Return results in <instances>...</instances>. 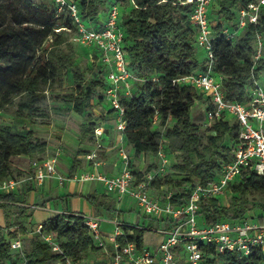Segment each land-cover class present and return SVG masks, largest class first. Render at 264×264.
Returning a JSON list of instances; mask_svg holds the SVG:
<instances>
[{"label": "trees", "instance_id": "16d2710c", "mask_svg": "<svg viewBox=\"0 0 264 264\" xmlns=\"http://www.w3.org/2000/svg\"><path fill=\"white\" fill-rule=\"evenodd\" d=\"M73 1L88 28L98 21L96 16L109 4L119 7L117 24L132 74L130 93L120 91L124 107L123 134L134 157L141 153H158L160 137L180 142L177 151L181 158L173 168L182 177L175 180L173 175L167 174L161 180L154 171L149 186L158 190L166 185L173 189L171 202L183 203L197 183L205 184L219 178L221 164L233 157L232 145L239 131L237 120L229 114L224 113L220 119L211 121L205 115L206 124L209 123L207 130L211 133L206 135L203 143L200 126L192 121L190 111L195 102L203 99L207 100L206 111L213 105L202 91L189 84L173 82L181 76L206 69V55L202 59L199 56L203 49L196 41L198 29L190 20L194 4L187 0ZM212 1V11L208 10L215 31L212 37V75L220 80L228 100L247 103L253 78L264 85V54L257 60L253 57L257 35L264 39V7L257 23H248L228 39L222 29L230 26V30L237 29L238 10L255 0ZM220 17L224 21L216 24ZM74 31L75 25L68 12H58L53 0H0V108L17 99L16 116L32 122L46 119L49 114L41 107L45 87L59 83L70 73L73 80L71 91L55 95V98L70 103L72 110L84 118L78 127L80 143H95L94 118L86 112L93 97L104 99L106 69L101 63H95L97 56L93 50L94 73L86 78L76 62L74 43L70 41ZM109 112L114 110L109 107ZM167 122L172 125L166 126ZM157 124L164 129H155ZM46 150L47 142L36 137L32 130L13 132L9 125H0V182L11 174L13 157L27 156L32 161L41 159ZM82 152L85 150L79 148L76 155ZM78 164L75 156L69 177ZM134 173L141 179L151 173L150 167L134 170ZM261 190H264V175L250 169L243 171L229 183L227 195L231 200L228 205H223L218 197L202 199L199 222L212 224L242 220L251 208L247 207L245 195ZM81 196L92 204L96 214L105 210L119 215L120 211L110 197L99 193ZM26 203L25 194L0 191V210L7 216L10 208H15L13 224L17 227V230L10 231L0 225V264H62L65 257L89 264L87 257L100 248L79 214L58 213L43 220L40 233L28 237L26 248L22 244L21 249H11L10 241L19 238V232L26 234L24 221L34 213V208ZM255 207L264 210V203L254 204L251 209ZM127 225L133 226L126 223V231ZM144 232L135 228L133 233L120 236L118 240L121 244L135 241L141 246ZM48 234L59 245L60 251L52 250L45 241L44 236ZM205 249L209 254L206 264H264V251L260 248L244 256L235 252L216 255L207 245Z\"/></svg>", "mask_w": 264, "mask_h": 264}, {"label": "built area", "instance_id": "2783aa9c", "mask_svg": "<svg viewBox=\"0 0 264 264\" xmlns=\"http://www.w3.org/2000/svg\"><path fill=\"white\" fill-rule=\"evenodd\" d=\"M58 12L67 11L75 25L71 36L74 44L93 47L98 61L106 69V86L103 91L104 99L116 114V128L123 132L124 107L121 103L120 91L130 93V79L132 74L128 69V60L122 46V32L117 24L119 7L115 4L109 9L106 20L100 28H88L80 16L77 3L73 0H53ZM194 4L190 15L191 22L197 27V44L206 52V69L197 74H190L174 79L173 82L189 84L202 91L209 97L213 107L205 115L208 120L220 119L222 115L233 116L238 124L239 131L236 141L232 145L233 157L230 161L221 164L219 178L209 180L205 184L197 183L189 197L183 203L171 202L172 193H163L161 198L152 194L150 180L152 173H147L138 179L132 168L131 158L121 149L119 152L122 162L121 171L113 176H108L96 170L100 164L99 150L101 143L102 127L95 126L94 148L84 154V159L95 169L75 173L70 180L75 182L97 181L106 193L120 200L127 196L135 202L143 215L156 220L163 219L161 226L136 225L128 226L117 217L109 222L113 229L110 234H102L101 224L103 218L97 215H82L89 234L96 245L107 257V264H206L205 246H211L216 255L225 252H235L240 255H250L256 248L264 251V220L252 222L246 215L238 221L223 220L212 224L199 222V208L203 198L226 196L229 183L243 171L250 169L258 175H264V85L253 78L249 100L247 103L230 101L225 97L220 80L212 75V37L214 36L213 24L208 16L212 0H187ZM264 7V0H255L246 7L238 10L237 29H222L226 38H232L248 23H257L259 13ZM70 31V29H66ZM264 54V42L257 35L254 59H259ZM57 154L47 155L41 159L31 161L30 178L36 184H42L50 179H57L60 183L64 177L56 170ZM163 164L166 159H162ZM14 182H0V191H11ZM41 223H38L34 232L40 233ZM143 229L160 235L161 239L153 246H138L135 241L121 244L118 238L133 233L134 229ZM44 239L51 245L52 250L60 251L59 245L51 235ZM19 238L10 241L13 250L21 249ZM212 256V255H210ZM20 264H23L22 262ZM62 264H86L65 257Z\"/></svg>", "mask_w": 264, "mask_h": 264}, {"label": "rangeland", "instance_id": "374dc122", "mask_svg": "<svg viewBox=\"0 0 264 264\" xmlns=\"http://www.w3.org/2000/svg\"><path fill=\"white\" fill-rule=\"evenodd\" d=\"M16 1V0H15ZM50 1V0H48ZM209 11H212V5L209 7ZM218 21H224V18L220 17L215 21L217 24ZM231 28V26L229 27ZM264 40V39H262ZM71 41V38H70ZM77 59L76 62L79 63L81 68L85 72L86 78H89L93 73L94 69L92 67L93 59L92 53L90 49L86 47L79 46L74 44ZM82 47V48H81ZM206 52L204 50L199 51L200 59L204 58ZM73 85V80L71 74L68 73L65 75L59 83L54 84L53 86H46L44 90L45 98L41 102V107L47 110L49 117L46 119H38L35 122L30 119L24 117H18L14 114V110L16 108L17 99L12 102V104L4 106L0 108V125H9L13 132H24L25 130H32L36 137H39L47 142V150L45 156L57 154V166L56 170L59 175L64 177L65 180L61 183L64 185L66 180L69 181L70 177L67 175L68 168L71 165L73 157L76 155V151L80 148L79 143V135H78V127L79 124L84 122V118L74 112L71 108L70 103H66L55 98V95H60L64 93H69L71 91V87ZM108 105V104H107ZM101 106V101H99L96 97H93L88 106L87 112L91 115L94 120L101 119L102 121L114 122L115 119L112 117H106L102 115L103 111L99 108ZM109 107V106H108ZM207 108V100L203 99L201 101H197L191 108L190 117L192 121L196 124H199L201 134L203 135L202 142H206V135L210 134L207 127L209 123L206 124L205 121V111ZM170 122H167L166 126H171ZM155 129L162 131L164 126L157 124ZM160 143V150L158 153H148L146 159V166L150 167V172L152 175L155 171L156 177H159L161 180L167 174H171L174 176L173 179H179L182 177L181 174H178L173 168L174 165L180 161L178 156L177 148L180 144L179 141H171L167 138L160 137L158 138ZM116 143L111 142L110 146L113 148L111 153L114 155H119L121 149H124L126 153L128 152V144L125 146V142L122 145H115ZM81 148H86L85 146ZM130 155V154H129ZM192 158L195 160L194 155L191 154ZM120 157V155H119ZM134 156L130 155L132 168L136 163L133 158ZM166 159V163L163 164L162 159ZM154 165H156L154 167ZM31 160L27 156H15L12 158L11 164V174L9 177L3 179L4 182L8 183L9 181L14 182V188L11 191H16L20 194H26L29 203L32 205L41 206L42 199L45 197L42 193V184H36L31 178ZM76 189H79L80 184L76 182ZM174 188L178 186L173 185ZM160 190V189H159ZM180 190V189H179ZM171 192L173 194V189L168 188V186L163 185V189L159 191L161 196L163 193ZM32 195V199L30 196ZM245 197H247V207H253L255 204L264 203V190L248 192ZM223 205H228L230 203L231 197L229 195H221L218 197ZM73 199L69 202V207H79V209L84 210V200L83 199ZM46 201V200H45ZM135 204V202H133ZM248 209L245 214L249 216V220L252 222H258L264 220V210L259 207H255L253 209ZM36 210V208H34ZM15 208H10L8 211V215L6 216L5 211L0 210V225L2 227L8 228L10 231L17 230V227L13 224L14 221V212ZM107 215L109 213L105 212ZM52 215V212L48 210H37L36 215L33 218H29L24 221L26 234H22L19 232L17 236H19L23 248H26L27 239L30 236L35 234L34 230L38 223L42 222L39 219H44ZM56 214V213H55ZM54 214V215H55ZM58 214V213H57ZM258 217V215H260ZM110 215V214H109ZM116 214H112L111 216H115ZM120 220H125L126 222L135 224H141L146 216L143 213H139L137 210V206H133L131 212H119L118 215ZM130 224V225H131ZM161 239V236L158 234H154L152 232L145 231L143 235V241L145 245L153 246ZM91 256V255H90Z\"/></svg>", "mask_w": 264, "mask_h": 264}, {"label": "crops", "instance_id": "0c3cea01", "mask_svg": "<svg viewBox=\"0 0 264 264\" xmlns=\"http://www.w3.org/2000/svg\"><path fill=\"white\" fill-rule=\"evenodd\" d=\"M212 3H213V1L211 2V4ZM110 6L111 5L109 4L107 6V8L103 9L96 16V19H98V21L91 23V25H92L91 28L97 29L103 25L104 21L107 18ZM86 48L90 49V51L92 53L91 56L93 59V57H94L93 52L95 50L93 49V47H86ZM95 60H96L95 63L99 62L98 59H95ZM99 101H101V106L99 108L103 111L102 115H104L108 118L112 117L115 120H114V122L113 121L112 122L102 121L101 119L93 120L95 123V126H101L102 130H103L102 135L99 138L100 143H101V147L99 150L100 164L98 165L96 170L103 172L108 176H113V175L118 174L121 171L122 162H121V159H120L118 154L114 155L113 153H111V150L113 148L110 146V143L114 141V143H116L115 145L117 147L118 144L122 145V143H124V142H125V146H126L127 142L125 140V136H124L123 132L119 131L116 128L117 122H116L115 112H111V113L109 112V107H108L107 101L105 99L99 100ZM79 143H80V139H79ZM83 146H85L86 148H81ZM80 148L84 149L85 152H82L78 155H75L76 158L79 160V164L77 165V168L75 169L73 174L80 173L81 171H84V170L95 169L92 166H90V164L84 159V154L86 152H88L89 150L94 148V142H91V143L84 142L82 144L80 143ZM128 152L132 156L133 151H132L130 146L128 148ZM147 156H148L147 154L141 153V154L133 157L134 159H136L135 160L136 163L133 165V169L135 171H141L147 167L146 166L147 163H146V159H145ZM43 157H45V155ZM74 157L72 159L71 165L68 168L67 175L70 174V169L72 167ZM61 183L57 179L53 178V179H50L48 181H45L42 184V193H43V196H45V197L42 199L41 206L32 205L31 203H29L28 198H27V193L25 194L26 199H27V203L25 205L36 208V210L34 209L33 218L36 215V211L40 210V209L48 210V211L52 212V215L49 214V216H47V218L54 216L55 213L56 214L57 213H59V214H62V213H79L82 215H97V216L104 219V221L101 224V229H102V234L104 236H107L108 234H110L112 232L113 226L109 222V220L114 218V216L112 217L111 216L112 214L107 215L105 213L106 212L105 210H101V213L99 215L96 214L95 209L92 206V204H90L81 195H86L89 193L104 194V195H106V196H108L114 200L115 208L117 210H119L120 212L121 211H124L127 213L131 212L133 209V206H135L133 201L130 198H128L127 196H123L120 200H118L114 196L106 193L105 190L103 189V187L97 181L82 182V183L77 182L78 184H80L79 189H76V187H75L76 182L72 181L70 179H69V181L66 180L64 185H61ZM162 189H163V186L160 187V190L159 189L156 190V189L151 188V191H152L153 195L161 198V193H159V191H161ZM30 198L31 199L33 198L32 195L30 196ZM75 198H77L76 200H78L80 198L84 200V210L79 209V207H77V206L71 207V208L69 207V202ZM137 210L140 213L138 208H137ZM115 216H117V215H115ZM47 218L39 219V220L43 221ZM117 218L119 219L118 216H117ZM122 221L126 222L125 220H122ZM126 223L131 224L129 222H126ZM144 224H147L149 226H155V227L161 226V225H163V219L156 220L153 218L146 217V219H144V221L141 224H135L134 225L132 223L131 225L136 226V225H144ZM90 255L87 257V262L89 264H107V262H108L107 255L101 250H99L95 253H91Z\"/></svg>", "mask_w": 264, "mask_h": 264}]
</instances>
